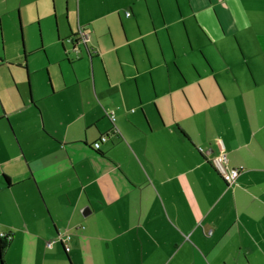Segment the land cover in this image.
Wrapping results in <instances>:
<instances>
[{"label":"crops","instance_id":"crops-1","mask_svg":"<svg viewBox=\"0 0 264 264\" xmlns=\"http://www.w3.org/2000/svg\"><path fill=\"white\" fill-rule=\"evenodd\" d=\"M257 8L0 0V68L19 90L3 32L16 23L29 99L21 94L14 110L31 113L14 122L0 110V234H10L0 264H264V37L243 43L249 71L224 51L228 39L257 32ZM165 11L178 12L191 48L203 51L204 73L193 61L191 79L163 38ZM50 15L59 55L46 57L49 90L37 97L23 22L33 42L34 20ZM82 32L87 45L73 49L65 38ZM221 152L228 168L244 166L233 183L212 163Z\"/></svg>","mask_w":264,"mask_h":264},{"label":"rangeland","instance_id":"rangeland-1","mask_svg":"<svg viewBox=\"0 0 264 264\" xmlns=\"http://www.w3.org/2000/svg\"><path fill=\"white\" fill-rule=\"evenodd\" d=\"M254 5L255 7H258L256 9V13L260 15H255V31L257 32H246V33H241L237 37H233L232 39H228V43L226 46L225 55L229 58H231L234 61L242 62L243 66L246 71H249L248 68V62H247V53L248 50L244 48V41L247 40V43L250 44L255 36L258 37V39L261 37H264V0H254ZM60 7V6H59ZM18 12H15L13 14V21L15 22V18ZM168 25H170L169 29H166V33H163V38L164 37H171L173 39V43L175 46V52L177 53V56L179 57L178 60L180 61L183 69H185V72L187 75L192 79L196 72L194 69V65L192 62L195 61L196 65H198V69H201V71L204 73V67L200 63L202 62V55L203 51L200 49H192L190 44H189V39L188 35L185 29V26L183 24V21H180V17L178 12L176 13H169L165 11ZM55 17H52L50 15L48 18L40 19L39 22L38 20H34L35 22L32 24V37L34 39L33 42L29 41V34L27 33L29 30L28 27V22L25 21L23 22V27H24V35H25V42L27 46V50L31 52L29 55V64L31 63V67L35 69L31 76V88L33 92V86L35 89V93L37 97L40 95L41 92L48 91L49 88L47 86V79H49L50 73L48 70V66L46 67V57L51 56L52 60L55 59L59 53V45L58 43L55 42V38L58 37V30H57V25L56 22L54 21ZM175 20H178L176 23ZM16 24V23H15ZM14 24V29L9 30L6 26L4 29V36H5V50H6V58L10 62H16L17 59L20 60L21 53H20V48H19V39H18V33H17V26ZM190 24V23H189ZM41 27H40V26ZM60 28V26H59ZM39 29H41V34L44 38V47L46 53L44 51H38L39 43H38V38H39ZM64 25H62L60 32L64 33L65 31ZM169 31V32H168ZM259 39V40H260ZM67 40V38H65ZM264 40V39H263ZM68 42V41H67ZM171 44V43H170ZM240 45V46H239ZM172 47V44H171ZM241 50L243 52V55H241ZM171 51L173 52L174 49L172 48ZM208 54L212 56V59L214 61H220L219 59L221 58V55L216 52V50L213 49H208ZM175 52H173V55L175 56ZM0 54H1V45H0ZM19 60L17 62H19ZM17 62L13 66V68H16L15 76L17 79V85L19 90L17 89L16 84L13 81V75H11V72L8 68H0V110L5 111V113H10L12 112V120L14 122L18 121H25L26 123L29 120V116H31L29 111L27 110H14L23 104V99L22 96H24V99H29V94H28V89L29 87L27 86L26 79L24 77L25 73L23 70L17 67ZM30 66V65H29ZM57 66L54 65L52 67L53 74L56 73L57 71ZM15 80V78H14ZM205 88L209 91L208 87L205 85ZM22 94V96H21ZM47 105V102L44 104V106ZM10 115V114H9ZM37 119L41 120V116L37 114ZM43 116V115H42ZM11 120V121H12ZM6 122V121H3ZM43 122H44V117H43ZM1 127V126H0ZM3 138L0 137V144L2 143Z\"/></svg>","mask_w":264,"mask_h":264},{"label":"built area","instance_id":"built-area-1","mask_svg":"<svg viewBox=\"0 0 264 264\" xmlns=\"http://www.w3.org/2000/svg\"><path fill=\"white\" fill-rule=\"evenodd\" d=\"M127 14L129 15L130 12H127ZM80 35H82L84 38L85 37L87 38V35L84 32H82V34H80ZM111 118L113 120L115 119V114L114 113L111 114ZM106 139H107V137L104 135L102 137V141L106 140ZM99 146H100V142H96V147H99ZM212 163H213V165L216 167V169L220 172V174L225 178V180L228 183L235 182V180L238 177L239 173H241V171L244 170V166L243 165L228 168L227 165H226L227 156H226V154L224 152H221L220 154L212 157ZM5 234H1V235H5ZM58 238L61 241L65 242V241H67V240H69L71 238V235L70 234L61 233V234L58 235ZM51 243L52 242H49V244H51ZM65 248L69 249L70 245L69 244H65Z\"/></svg>","mask_w":264,"mask_h":264},{"label":"flooded vegetation","instance_id":"flooded-vegetation-1","mask_svg":"<svg viewBox=\"0 0 264 264\" xmlns=\"http://www.w3.org/2000/svg\"><path fill=\"white\" fill-rule=\"evenodd\" d=\"M67 41L70 43V45H73V49H75L78 45L80 44H84V45H87V40L83 37V36H73V35H70L68 36L67 38ZM69 49V48H68ZM77 50H80L79 48H77ZM106 137H108L107 135H105Z\"/></svg>","mask_w":264,"mask_h":264},{"label":"trees","instance_id":"trees-1","mask_svg":"<svg viewBox=\"0 0 264 264\" xmlns=\"http://www.w3.org/2000/svg\"><path fill=\"white\" fill-rule=\"evenodd\" d=\"M128 12H130V11H128ZM130 14H131V12H130ZM9 242H10V234H5V235L0 234V258H1V260L3 258L4 250L8 246Z\"/></svg>","mask_w":264,"mask_h":264}]
</instances>
